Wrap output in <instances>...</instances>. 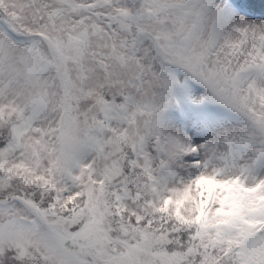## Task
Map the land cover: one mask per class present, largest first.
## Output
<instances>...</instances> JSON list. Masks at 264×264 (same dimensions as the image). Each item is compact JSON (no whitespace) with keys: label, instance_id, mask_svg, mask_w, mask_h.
I'll use <instances>...</instances> for the list:
<instances>
[{"label":"snow or ice","instance_id":"6c2138e0","mask_svg":"<svg viewBox=\"0 0 264 264\" xmlns=\"http://www.w3.org/2000/svg\"><path fill=\"white\" fill-rule=\"evenodd\" d=\"M0 264H264V5L0 0Z\"/></svg>","mask_w":264,"mask_h":264},{"label":"rangeland","instance_id":"374dc122","mask_svg":"<svg viewBox=\"0 0 264 264\" xmlns=\"http://www.w3.org/2000/svg\"><path fill=\"white\" fill-rule=\"evenodd\" d=\"M242 1L243 2H241V3H244V4H260V5H264V0H242ZM249 18L250 19H255L256 17L250 16ZM93 43H96V40L95 39H93ZM224 119L226 121H230L231 120V117H229V116H227V115L224 114ZM232 126H237L238 127V125H235L234 122H233Z\"/></svg>","mask_w":264,"mask_h":264}]
</instances>
